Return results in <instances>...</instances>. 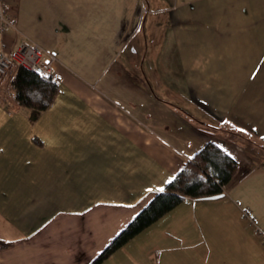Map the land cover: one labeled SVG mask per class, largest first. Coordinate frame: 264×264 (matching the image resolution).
Listing matches in <instances>:
<instances>
[{"label": "crops", "instance_id": "0c3cea01", "mask_svg": "<svg viewBox=\"0 0 264 264\" xmlns=\"http://www.w3.org/2000/svg\"><path fill=\"white\" fill-rule=\"evenodd\" d=\"M9 1L0 51L39 45L59 87L36 112L0 86V264H89L208 142L224 195L101 264H264V0Z\"/></svg>", "mask_w": 264, "mask_h": 264}, {"label": "trees", "instance_id": "16d2710c", "mask_svg": "<svg viewBox=\"0 0 264 264\" xmlns=\"http://www.w3.org/2000/svg\"><path fill=\"white\" fill-rule=\"evenodd\" d=\"M11 87L14 99L21 107L42 112L54 102L59 84L53 75H42L19 66L11 80ZM238 168V162L219 144L206 143L89 264H101L183 200H206L223 196L226 185L235 177ZM0 245L2 248L6 244Z\"/></svg>", "mask_w": 264, "mask_h": 264}, {"label": "built area", "instance_id": "2783aa9c", "mask_svg": "<svg viewBox=\"0 0 264 264\" xmlns=\"http://www.w3.org/2000/svg\"><path fill=\"white\" fill-rule=\"evenodd\" d=\"M9 0H0V34L14 27V17L8 10ZM19 66L42 75H53L49 62L42 56V48L34 43L21 44L11 52L0 51V86L6 77L12 78Z\"/></svg>", "mask_w": 264, "mask_h": 264}, {"label": "snow or ice", "instance_id": "6c2138e0", "mask_svg": "<svg viewBox=\"0 0 264 264\" xmlns=\"http://www.w3.org/2000/svg\"><path fill=\"white\" fill-rule=\"evenodd\" d=\"M241 131H243V130H241Z\"/></svg>", "mask_w": 264, "mask_h": 264}]
</instances>
